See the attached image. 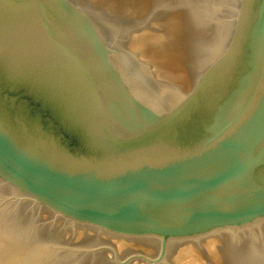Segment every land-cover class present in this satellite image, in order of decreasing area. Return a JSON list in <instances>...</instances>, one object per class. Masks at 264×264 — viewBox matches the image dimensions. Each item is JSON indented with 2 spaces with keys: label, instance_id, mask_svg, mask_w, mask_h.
I'll use <instances>...</instances> for the list:
<instances>
[{
  "label": "water",
  "instance_id": "1",
  "mask_svg": "<svg viewBox=\"0 0 264 264\" xmlns=\"http://www.w3.org/2000/svg\"><path fill=\"white\" fill-rule=\"evenodd\" d=\"M0 264H264V0H0Z\"/></svg>",
  "mask_w": 264,
  "mask_h": 264
}]
</instances>
